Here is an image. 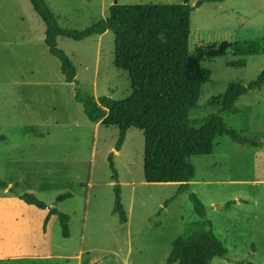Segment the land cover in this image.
I'll return each instance as SVG.
<instances>
[{
	"label": "rangeland",
	"instance_id": "obj_1",
	"mask_svg": "<svg viewBox=\"0 0 264 264\" xmlns=\"http://www.w3.org/2000/svg\"><path fill=\"white\" fill-rule=\"evenodd\" d=\"M62 29L84 30L107 18L113 5L183 4V0H45ZM190 50L220 42L258 40L264 45V0H189ZM45 25L29 0H0V264H167L175 239L201 228L188 194L177 183H147L144 133L90 122L82 98L131 94L125 71L114 67L115 36L107 31L82 41L57 40L76 69L64 81L60 63L44 43ZM211 73L190 118L216 114L240 135L261 146L216 137L209 156L191 159L190 190L205 206L227 259L211 264H264V87L219 113L207 101L230 83L247 85L264 69V54L205 59ZM118 179H112L110 162ZM120 188L127 222L113 214L114 185ZM14 188V191L11 189ZM10 189V190H8ZM33 194L48 208L19 198ZM72 198L56 203V197ZM233 203L226 206L227 203ZM70 217L64 238L58 218ZM178 264V263H176Z\"/></svg>",
	"mask_w": 264,
	"mask_h": 264
},
{
	"label": "trees",
	"instance_id": "obj_2",
	"mask_svg": "<svg viewBox=\"0 0 264 264\" xmlns=\"http://www.w3.org/2000/svg\"><path fill=\"white\" fill-rule=\"evenodd\" d=\"M36 15L45 25L44 43L48 52L60 63V72L67 83L75 82L76 69L68 55L58 48L59 38L82 41L101 36L110 31L115 36L114 67L125 71L131 83V94L126 99L114 101L109 97L82 98L76 93L75 100L82 104L86 118L92 123L115 126L119 130L115 150L124 143L128 128L144 133L143 175L147 183H177L178 194L187 193L201 228L175 239L167 264H211L215 258L227 259V250L214 234L212 223L206 217L205 206L190 190L195 176L191 159L209 156L213 152L216 137L228 136L238 144L255 147L261 144L240 135L228 127L216 114L192 119L190 111L197 107L203 84L210 80V71L202 66L205 59H214L231 53L236 57L264 54V45L258 41L230 44L220 42L202 45L190 50L191 13L189 0L183 4L146 6L113 5L107 18L101 19L84 30L62 29L45 0H29ZM222 1V0H208ZM264 87V69L247 85L230 83L223 94L212 97L207 106L219 113L236 112L239 98L251 90ZM112 179L118 175L110 162ZM8 185L0 180V189ZM14 191V188L11 189ZM113 214L121 224L127 222L122 205L120 188L114 185ZM19 198L38 209L48 206L33 194ZM72 198L70 193L59 195L55 202ZM227 203L226 206H230ZM49 216L58 218L61 234L70 236V217L56 208L49 209Z\"/></svg>",
	"mask_w": 264,
	"mask_h": 264
},
{
	"label": "crops",
	"instance_id": "obj_3",
	"mask_svg": "<svg viewBox=\"0 0 264 264\" xmlns=\"http://www.w3.org/2000/svg\"><path fill=\"white\" fill-rule=\"evenodd\" d=\"M104 35V34H103ZM7 190V189H6ZM8 190H10V189H8ZM1 259V258H0Z\"/></svg>",
	"mask_w": 264,
	"mask_h": 264
}]
</instances>
